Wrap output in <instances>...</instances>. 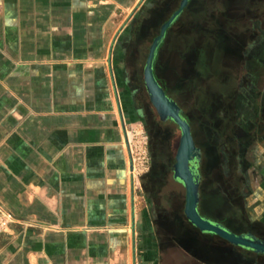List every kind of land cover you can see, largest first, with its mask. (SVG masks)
I'll use <instances>...</instances> for the list:
<instances>
[{"label": "crops", "instance_id": "crops-1", "mask_svg": "<svg viewBox=\"0 0 264 264\" xmlns=\"http://www.w3.org/2000/svg\"><path fill=\"white\" fill-rule=\"evenodd\" d=\"M157 9L160 0H0V208L11 220L0 264H264L184 214L176 151L143 82L159 32L141 30ZM145 120L151 169L135 179L126 133ZM259 137L246 164L236 159L237 178L227 162H198L196 174L200 215L264 243Z\"/></svg>", "mask_w": 264, "mask_h": 264}, {"label": "rangeland", "instance_id": "rangeland-1", "mask_svg": "<svg viewBox=\"0 0 264 264\" xmlns=\"http://www.w3.org/2000/svg\"><path fill=\"white\" fill-rule=\"evenodd\" d=\"M181 1L160 3V20L150 35L158 34L159 26ZM189 1L160 48L155 77L189 116L194 144L202 156L198 162H227L228 175L234 179L238 177L237 142L244 120L257 133V140L262 135L258 128L264 122V0ZM169 127L164 136L169 137L174 154L179 131ZM134 128L145 132L142 124ZM259 145L252 151H258ZM222 150L224 157L219 154ZM256 156L248 161L258 163L259 153ZM198 162L192 166L195 172ZM218 169L214 174L221 177Z\"/></svg>", "mask_w": 264, "mask_h": 264}, {"label": "water", "instance_id": "water-1", "mask_svg": "<svg viewBox=\"0 0 264 264\" xmlns=\"http://www.w3.org/2000/svg\"><path fill=\"white\" fill-rule=\"evenodd\" d=\"M189 0H182L179 8L171 15L161 28L159 35L153 40L143 70V82L149 100L160 120L172 121L180 131L178 147L175 153V162L172 166L173 178L179 181L185 189L184 214L187 220L201 232L211 233L226 240L230 244L264 254V243L252 237H243L229 231L224 226L202 217L198 210L199 178L191 163L198 155L191 134L189 123L181 115L178 105L170 99L158 83L154 73L153 64L155 53L162 42L167 28L182 12Z\"/></svg>", "mask_w": 264, "mask_h": 264}, {"label": "flooded vegetation", "instance_id": "flooded-vegetation-1", "mask_svg": "<svg viewBox=\"0 0 264 264\" xmlns=\"http://www.w3.org/2000/svg\"><path fill=\"white\" fill-rule=\"evenodd\" d=\"M166 0H161V4H163L164 2H165ZM174 13V12H173ZM172 13V14H173ZM171 14V15H172ZM171 15H170V17H171ZM180 15V14H179ZM178 15V16H179ZM177 16V17H178ZM169 17V18H170ZM176 17V18H177ZM169 18L165 21V22H167L168 20H169ZM175 18V19H176ZM174 19V20H175ZM158 20H160V9H157V10H154V12H152V13H149V15L147 16V22L145 23V25L142 27V32H144V33H146V34H149L152 30H153V27L154 26H156L155 25V23L158 21ZM164 22V23H165ZM163 23V24H164ZM162 24V25H163ZM172 24V23H171ZM170 24V25H171ZM161 25V26H162ZM169 28V27H168ZM167 28V29H168ZM159 32H160V26H159ZM166 33V32H165ZM156 37V36H155ZM164 38H165V35H164V37H163V39H162V42L164 41ZM160 43V48L163 46V43ZM156 60H160V51H159V53H158V58L156 59ZM156 67H158V69H159V65H155V67H153V73H154V75H156L157 74V72H158V69L156 68ZM159 76V75H158ZM160 78V77H159ZM157 81H159V80H157ZM158 83H162V80L160 79V82H158ZM164 85V84H163ZM161 86V85H160ZM162 87V86H161ZM163 88V87H162ZM163 90L165 91V93H166V95L170 98V96H169V94L167 93V90L166 89H164L163 88ZM171 99V98H170ZM177 105H178V107L180 108V110H181V115L184 117V119L187 121V122H189L190 123V118H189V116H187L186 114H185V112L183 111V109L181 108V106L179 105V103L177 102V101H175V100H173ZM244 123H245V121H244ZM244 123H242L243 124V127L241 128V133H240V140L238 139V138H236L237 140H239L238 141V152H239V154H238V158H239V162H240V164H245L246 162H247V155H246V153H247V150L249 149V147H250V145H252L253 143H254V140L253 139H255V133L253 132V131H251L250 130V127H248L247 128V126H246V123H245V125H244ZM174 125L177 129H178V131H179V128L177 127V125H175L172 121L170 122V120H164V121H161L160 120V138H162V140H163V138L166 136V134H168L169 133V125ZM249 124H251V126L253 127V124H252V122L250 121V123ZM165 126V127H164ZM144 127H145V132H146V134H147V131L149 132V133H151V132H155V127H153L152 126V124L151 123H148L147 122V120H145V123H144ZM251 127V128H252ZM190 128H191V132H192V127L190 126ZM258 128V126L256 127V129ZM259 130H258V132H261V133H263L264 134V125H262L261 127H259L258 128ZM180 132V131H179ZM192 134V133H191ZM165 135V136H164ZM147 137H148V142H149V136H148V134H147ZM193 137V136H192ZM239 137V136H238ZM194 141V140H193ZM240 143V144H239ZM196 152L198 151V148L196 147ZM198 153V155H199V153L200 152H197ZM197 154H196V156L193 158V160H192V163H191V165L192 166H194V164H196L197 162H198V160H199V156H198ZM264 161V160H263ZM264 163V162H263ZM245 168V167H244ZM150 169H151V165H150ZM150 169H149V171H150ZM148 171V172H149ZM245 177H247V175H245Z\"/></svg>", "mask_w": 264, "mask_h": 264}, {"label": "built area", "instance_id": "built-area-1", "mask_svg": "<svg viewBox=\"0 0 264 264\" xmlns=\"http://www.w3.org/2000/svg\"><path fill=\"white\" fill-rule=\"evenodd\" d=\"M126 144L130 154L133 178L139 179L150 169L148 137L143 130L132 128L126 133ZM11 222L10 216L0 208V234Z\"/></svg>", "mask_w": 264, "mask_h": 264}, {"label": "trees", "instance_id": "trees-1", "mask_svg": "<svg viewBox=\"0 0 264 264\" xmlns=\"http://www.w3.org/2000/svg\"><path fill=\"white\" fill-rule=\"evenodd\" d=\"M190 2V1H189ZM189 2L186 4V6H185V8L182 10V12L181 13H183L184 11H185V9H187V7L189 6ZM181 13H180V15L172 22V24L169 26V28L166 30V33H165V38H164V41H165V39H166V37H167V35H168V32H169V30L177 23V21H178V19H179V17L181 16ZM164 41L162 42V43H164ZM156 62H157V60H155V63H154V67H155V65H156ZM164 89H166L165 88V86L163 85V83H159ZM189 123V122H188ZM189 125L191 126V124L189 123ZM192 133V132H191Z\"/></svg>", "mask_w": 264, "mask_h": 264}]
</instances>
